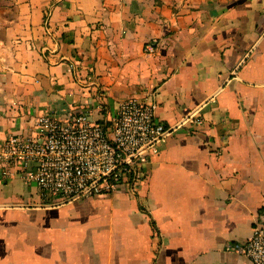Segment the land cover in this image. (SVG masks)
<instances>
[{"label":"crops","instance_id":"crops-1","mask_svg":"<svg viewBox=\"0 0 264 264\" xmlns=\"http://www.w3.org/2000/svg\"><path fill=\"white\" fill-rule=\"evenodd\" d=\"M134 98L170 130L134 192L44 205L0 169V264H252L228 246L264 212V0H0V142Z\"/></svg>","mask_w":264,"mask_h":264},{"label":"built area","instance_id":"built-area-1","mask_svg":"<svg viewBox=\"0 0 264 264\" xmlns=\"http://www.w3.org/2000/svg\"><path fill=\"white\" fill-rule=\"evenodd\" d=\"M144 52L152 55L148 43ZM156 105L139 99L119 103L108 122L76 112L65 119L37 118L38 135L10 136L0 142V169L22 173L35 185L44 205L116 194L123 186L134 192L144 166L170 133L156 118ZM249 240L228 246L252 264H264V212Z\"/></svg>","mask_w":264,"mask_h":264}]
</instances>
